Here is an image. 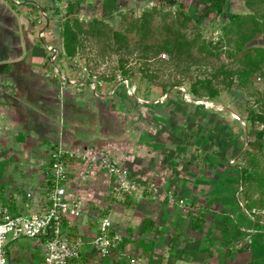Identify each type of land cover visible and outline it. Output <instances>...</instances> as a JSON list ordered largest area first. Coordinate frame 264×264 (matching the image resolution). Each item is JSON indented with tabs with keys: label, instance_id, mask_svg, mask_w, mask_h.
Wrapping results in <instances>:
<instances>
[{
	"label": "crops",
	"instance_id": "1",
	"mask_svg": "<svg viewBox=\"0 0 264 264\" xmlns=\"http://www.w3.org/2000/svg\"><path fill=\"white\" fill-rule=\"evenodd\" d=\"M51 7V0H0V206L16 215L46 211L53 152H103L146 188L120 193L99 164L66 161V198L84 202L81 216L63 221L64 236L81 240L71 264H264V213L248 209L240 165L230 158L235 147L200 138L203 119L191 118L181 97L168 101L167 112L166 99L138 102L123 87L99 94L84 82L64 81L62 44L50 35ZM41 10L48 20L34 18ZM45 42L57 48L56 65ZM207 110L204 120H212ZM105 217L113 222L110 256L93 244ZM45 242L44 236L9 238L7 257L42 264Z\"/></svg>",
	"mask_w": 264,
	"mask_h": 264
},
{
	"label": "rangeland",
	"instance_id": "2",
	"mask_svg": "<svg viewBox=\"0 0 264 264\" xmlns=\"http://www.w3.org/2000/svg\"><path fill=\"white\" fill-rule=\"evenodd\" d=\"M115 3L111 10L108 12L102 11L103 0H72L77 10V14L86 21L92 19H101L107 23V33L115 29H123L124 15L131 19L130 14L133 10V17L141 16L145 10L157 8L160 13H157L152 20L155 35L159 37L160 28L164 24V13L171 11L170 5L165 0H113ZM181 1V0H180ZM53 9V18L51 29V37L54 43L59 39V26L63 21V16L59 15L56 10L60 9L57 0H51ZM186 9H196L199 4L197 0H185ZM248 6L245 0H230V11L234 13H246L256 11L259 14L264 13V0L261 3H255L251 7ZM41 9V8H40ZM132 17V18H133ZM168 20H170L168 18ZM224 21L222 17L217 16L214 19L206 18L202 25V30L206 39L212 43H217L222 34V27ZM189 28V33L192 32ZM137 34H132L130 46L125 49H116L115 45L111 46L105 36H94L82 33L80 35L81 43L77 49V54L74 57L62 59L61 64L65 68V76L68 78V83L74 81H87L89 87L95 83L93 91L109 92L116 87H123L126 95L134 97L138 102H145L144 100L156 98L157 102L165 100V107L163 111H169L173 104H168L169 100L176 101L179 97L181 100L188 101V109L185 111L191 114V118L196 115L197 118L202 117V125L205 130L200 129L201 123L198 121L197 130L201 131L200 138H208L214 144H221L224 146H234L235 149L231 153L230 158L235 160L234 165L243 164L241 151L247 147L249 141L248 127L244 120L248 115V109L256 105V101L264 97V67L258 66L255 70L252 81L248 83L247 87L236 86L230 90L222 89L219 98L212 101L220 102L234 111L241 112L240 119L234 117L231 113L218 108H208L202 103L191 101L187 98L190 93V84L196 79H204L206 77H213L219 61L217 60H203L201 62H193L180 57V55H170L167 51L163 50L160 53L145 54L143 47L144 42L136 41ZM155 40H149V45L155 46ZM161 42V41H160ZM225 48L232 49L235 44H225ZM246 46L256 47L264 46V35L260 34L252 41L248 42ZM196 53V51H194ZM165 54V57L163 56ZM228 52H224L222 60L229 61ZM61 67V66H59ZM129 71V76L124 77L122 74L123 69ZM124 69V70H125ZM148 74H147V73ZM61 76L63 75L60 72ZM181 82L180 86H176L169 92L164 93L162 85H172L173 83ZM181 92H177V89ZM98 89V90H97ZM198 99V98H196ZM180 100V99H179ZM203 100H208L204 98ZM151 101V100H149ZM210 111L208 117L212 120H204V109ZM184 111V113H185ZM203 111V112H202ZM237 112V111H236ZM202 127V128H204ZM247 128V132L245 131ZM232 135L229 136V132ZM207 134V135H206ZM203 136V137H202ZM199 138V137H198ZM209 143V142H208ZM229 148V147H228ZM82 153V152H80ZM264 161L262 162L263 166ZM260 214L264 210L256 209Z\"/></svg>",
	"mask_w": 264,
	"mask_h": 264
},
{
	"label": "trees",
	"instance_id": "3",
	"mask_svg": "<svg viewBox=\"0 0 264 264\" xmlns=\"http://www.w3.org/2000/svg\"><path fill=\"white\" fill-rule=\"evenodd\" d=\"M171 7V11L164 13V24L160 28L159 37L155 35L152 20L160 10L157 8L145 10L141 16L129 20L124 15L123 29L111 30L107 33V23L101 19L86 21L77 14L74 2L70 0L66 11L61 9L56 12L63 16L59 26V39L62 44L60 60L74 57L81 43L80 35L105 36L109 44L116 49H125L130 46L132 34L136 33V41L143 43L145 54L167 51L170 55H180L193 62L203 60H217L218 66L213 77L196 79L190 84V93L198 99L209 100L219 98L222 89L230 90L236 86L247 87L251 82L258 66L264 67V46H246L248 42L264 35V13L256 11L246 13H234L230 11V0H197L200 8L186 9L185 0H165ZM248 6L259 4L263 0H245ZM113 0H103L102 11L108 12L114 5ZM250 7V9H252ZM220 16L224 21L222 34L217 43L208 41L202 30L206 18L214 19ZM133 17V18H132ZM168 18L170 20H168ZM192 28L193 33H189ZM156 41L155 46L148 41ZM161 41V42H160ZM233 42L235 47L225 48ZM110 44V46H111ZM196 51V53H194ZM224 52H228L229 61L222 60ZM125 69V68H124ZM124 77L129 76V71L124 70ZM147 73V72H146ZM148 74V73H147ZM181 82L172 85H162L164 93L169 92ZM177 92H181L178 88ZM241 115L239 110H236ZM248 127L249 141L247 147L241 151L243 164L240 165V177L244 194L248 200V209L264 210V97L256 101L254 107L248 109V115L244 119ZM230 135L232 132L230 130Z\"/></svg>",
	"mask_w": 264,
	"mask_h": 264
},
{
	"label": "built area",
	"instance_id": "4",
	"mask_svg": "<svg viewBox=\"0 0 264 264\" xmlns=\"http://www.w3.org/2000/svg\"><path fill=\"white\" fill-rule=\"evenodd\" d=\"M20 3L19 1H16ZM61 11L64 13L70 0H57ZM39 22L49 19L45 10H41L34 18ZM46 24V23H45ZM47 27L40 30V38L46 37ZM45 47L52 51L51 61L56 65L57 50L54 45L46 43ZM165 57V54L163 55ZM59 72V69H56ZM64 81H68L64 74ZM73 84L78 81L70 80ZM95 83L92 88H95ZM68 159H80L91 163L99 164L116 178V191L120 193L140 192L143 193L145 185L130 176L128 169L117 159L103 152H73L58 148L52 154V174L54 189L51 195L49 208L33 215H16L7 206H0V264H14L7 257L5 248L9 238L19 239L22 237L35 238L44 236L46 238V254L42 264H71L74 259L80 257L81 240H71L64 236L63 221L67 215L79 217L84 211L82 198L68 200L66 198L67 189L65 181L67 179L66 161ZM171 194V193H170ZM172 196V195H171ZM181 205H185V200H179ZM113 222L109 217H105L99 227V233L95 236L93 244L103 256H110L115 247L114 239L111 237L110 230ZM248 232V242L252 243L253 238ZM132 264H139L133 261ZM168 264H201L195 261L172 262Z\"/></svg>",
	"mask_w": 264,
	"mask_h": 264
},
{
	"label": "bare ground",
	"instance_id": "5",
	"mask_svg": "<svg viewBox=\"0 0 264 264\" xmlns=\"http://www.w3.org/2000/svg\"><path fill=\"white\" fill-rule=\"evenodd\" d=\"M187 98L191 101H196L198 103H202L204 104L205 106H207L208 108H218V110H224V111H228L229 113H231L234 117H240L239 114L234 111V110H230L228 108L227 105L223 104V103H219V102H216V101H208V100H203V99H196L194 98L193 96L191 95H187Z\"/></svg>",
	"mask_w": 264,
	"mask_h": 264
},
{
	"label": "water",
	"instance_id": "6",
	"mask_svg": "<svg viewBox=\"0 0 264 264\" xmlns=\"http://www.w3.org/2000/svg\"><path fill=\"white\" fill-rule=\"evenodd\" d=\"M54 50L56 51L57 50V48L56 47H54ZM65 76V75H64ZM65 78H67L66 76H65ZM80 82H84V83H87V81H80ZM146 102H151V101H146ZM220 103V102H219ZM231 111L233 110L232 108H230V107H228ZM238 119H240V117H237ZM245 131L247 132V128L245 127ZM248 134V133H247ZM248 142V141H247Z\"/></svg>",
	"mask_w": 264,
	"mask_h": 264
}]
</instances>
